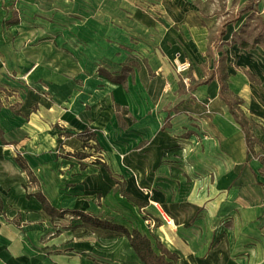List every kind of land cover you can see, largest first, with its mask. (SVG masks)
<instances>
[{"label": "crops", "instance_id": "1", "mask_svg": "<svg viewBox=\"0 0 264 264\" xmlns=\"http://www.w3.org/2000/svg\"><path fill=\"white\" fill-rule=\"evenodd\" d=\"M12 4L13 0H0V264H144L121 232L82 220L68 228L63 218L48 216L34 196H27L34 192L17 157L36 178V190L55 210L76 211L128 232L135 230L150 241L156 255L159 242L178 256V264H264V162L260 160L264 133L258 126L248 129L243 116L255 141L247 152L240 125L219 98L217 80L195 82L190 90L197 101L191 103L188 93L179 96L176 84L162 83L150 61L141 66L133 59L122 66L129 69L123 88L97 71L96 53L88 58L40 55L33 36L22 34L24 24L12 19ZM95 29L93 42L100 39ZM208 48L215 56H210L209 74L215 70V60L223 63L228 77L224 60L219 62L225 52L220 49L219 58L211 46L206 45V54ZM187 74L181 75L182 81ZM227 84L242 102L241 111L253 113L264 128V105L251 99L258 83H243L237 89L229 80ZM207 102L206 111L202 103ZM114 104L128 112L120 124ZM172 107L177 112L168 114ZM85 130L94 133L96 144L88 140L83 148L78 135ZM185 133L188 137L183 138ZM197 137L208 141L197 164L192 158V164H187L190 180L174 169V181L163 183L172 190L154 194L150 201L157 211L150 212L153 207L138 190L147 184L143 172L156 164L162 171L161 161L167 165L164 160L172 154L178 160L181 145L194 150L191 140ZM91 143L101 151L112 153L116 147L126 152L124 169L137 172L138 182L122 180L112 172L114 164L118 170L122 165L112 154L108 163L92 164V154L83 151L93 148ZM94 178L113 181L118 187L117 194L131 211L128 219L113 222L99 217L103 208L94 203ZM122 185L140 206L119 194ZM145 213L156 223L145 219ZM56 220L64 226L53 234ZM87 233L94 237L86 238Z\"/></svg>", "mask_w": 264, "mask_h": 264}, {"label": "rangeland", "instance_id": "2", "mask_svg": "<svg viewBox=\"0 0 264 264\" xmlns=\"http://www.w3.org/2000/svg\"><path fill=\"white\" fill-rule=\"evenodd\" d=\"M246 2L247 0H13L10 11L12 19L25 25L21 29L22 34L33 36V45L37 47L40 55L46 57L52 55L54 58L59 56L58 59L66 56L88 58L89 55L93 56L96 53L98 57L94 62L98 72L120 73L125 76L129 69L126 67L123 71L122 66H127L131 60L134 59L141 66L150 61L152 69L162 77L160 78L163 79L162 83L168 81L176 84L179 96L181 94L187 96L188 93L190 98L186 97L187 100L194 103L197 99L192 96L191 87L195 82L207 80L209 71L213 67V59L205 53L206 45L211 46L220 58V49L215 45L216 29L230 18L233 11L244 7ZM258 10L264 23V0H258ZM245 23L247 20L244 15L235 24L226 27V35L222 38L224 45L220 46L222 52H225L224 68L234 89L240 88L243 83H258L252 86L255 93L251 99L252 102L262 106L264 105V51L261 46L244 51L232 43L234 33L240 34L234 39L237 42L243 40L249 45L257 39L264 42L257 20L248 21L241 32ZM94 28L99 31L98 33L96 31V34L100 36L99 41L96 42H93ZM176 60H184L190 64L185 82L176 72ZM44 95L49 98L48 94ZM208 104V102L202 103L206 111ZM179 105L180 102L174 104L175 107ZM175 107L165 110L168 114H175L177 112ZM234 108L241 120L243 116L247 117L248 129L253 131L256 129L254 127L258 126L264 133L259 118L247 110L241 111L239 106ZM63 135L69 136L68 133ZM182 137H188V134L185 133ZM207 141L206 137L192 139L191 143L195 149H191L190 152L188 147L187 149L186 146L181 145V148L186 149V154L182 149V154L177 155L178 160L173 159V154L166 157L164 161L167 165L163 166L162 161L160 163L162 171L156 167V160L153 162L156 164L154 168L151 167V170L145 168L143 179L149 185L139 186L138 190L147 198V204L153 207L150 212L157 211L156 204L150 201L151 197L159 193V190H172L163 187V183L174 181L177 173L174 169L178 168L180 173L190 180L188 165L192 162L197 164L201 153L205 152ZM260 145H264V137ZM91 146L93 148H86L83 151L92 154L89 159L92 164L108 163L112 154L111 156L116 157L123 165L121 170H118L114 164L112 172L116 175L120 174L122 180L129 182L131 180L135 184L138 182L140 177L137 172L128 173L124 169L126 152L120 153L119 149L112 147L113 152L110 153V150L101 151L100 147L93 143ZM189 153H192L190 157ZM60 154L62 156V153ZM191 158L192 162H190ZM260 160L264 162V157ZM168 163L171 165L168 166ZM93 186L94 203L103 208V213L99 217L113 222L119 217L129 218L130 208L117 194L118 187L113 181L108 182L104 178L95 179ZM30 187L31 193L37 191L34 184ZM147 215L148 213L144 214L145 219L150 223H156ZM63 219L67 222L65 226L68 228L82 223L74 214H67ZM62 226L64 225L56 220L53 234ZM85 237L91 238L94 235L87 233ZM101 238L102 243L106 244L105 235Z\"/></svg>", "mask_w": 264, "mask_h": 264}, {"label": "trees", "instance_id": "3", "mask_svg": "<svg viewBox=\"0 0 264 264\" xmlns=\"http://www.w3.org/2000/svg\"><path fill=\"white\" fill-rule=\"evenodd\" d=\"M246 16L247 23L248 21L252 19H256L258 22V27L260 29V33L264 37V23L262 20V17L260 16L259 10H258V0H247L246 4L244 7L233 11L231 13V16L228 20H225L222 22L216 29V42L215 45L220 48L221 45H223V42H221L222 37L226 34V27L229 24H235L242 16ZM245 23L243 27L241 28V32L243 31L244 27L247 25ZM240 34H233V44L238 45L239 48L244 49V50H250L253 49L255 46H261V48L264 51V42H261L259 39L255 40L254 43L249 45L246 41H236L237 37H239ZM221 51V50H219ZM207 56H211L215 59L214 52L208 48L207 49ZM224 56L222 55L221 59L219 62H223ZM133 68H137V65L135 63L129 64ZM214 66L215 70L211 71L209 74V77L206 81L203 83H209L210 81L216 79L217 83L219 85V98L224 102V104L227 106L228 112L231 114V116L234 118V120L240 125L242 132L245 137L246 145H247V152H251V144L254 143L255 141L251 138L249 132L247 131L245 127V122L242 121L239 117V115L235 111V106H239L242 104V102L234 97L231 92L228 90V77L223 71V63L220 65L219 63L217 64L216 61L214 60ZM126 70V68H123ZM103 77H105L107 80L113 83L120 84L123 88L126 87V76L121 75L118 77H114L110 74H102L100 73ZM128 75H132V71H129ZM202 84V83H201ZM198 84V85H201ZM115 112L117 114V119L119 121V124L122 123V117L124 115H127L128 112L121 108L119 105L114 104L113 105ZM78 138L83 142V148H85V143L88 140H93L95 142V136L89 132L88 130H85L83 133L78 135ZM96 144V142H95ZM80 159L86 158L85 154H77ZM16 162L19 165V167L26 172L28 178H29V183L30 185H35L37 184V180L32 174V172L29 170V168L25 165L24 161L17 157ZM38 185V184H37ZM119 194L127 199L128 201L132 202L135 205L140 206L141 204L135 200L129 193L124 191V186L122 185ZM34 196L41 204L43 211L50 216L52 219L54 218H63L67 214H74L76 215L80 220L83 222H88L91 225L95 227H99L102 229H110V230H116L125 235L127 238L130 246L136 253V255L139 257V259L144 263V264H178V256L169 252L165 247H163L159 242H156V248L159 251V255H156L152 248L150 241L145 237L139 234L137 231L133 230L132 232H128L125 228L112 225L107 222H102L98 219L92 218L90 216H87L83 213L76 212V211H57L55 210L47 201V199L42 195L40 190H37L33 194H28L27 196Z\"/></svg>", "mask_w": 264, "mask_h": 264}, {"label": "built area", "instance_id": "4", "mask_svg": "<svg viewBox=\"0 0 264 264\" xmlns=\"http://www.w3.org/2000/svg\"><path fill=\"white\" fill-rule=\"evenodd\" d=\"M189 67H190V64L187 61H178V60L175 61L176 72L180 75L187 73L189 70ZM186 80H187L186 78L183 79L184 82ZM163 218L168 225L172 224V221L170 219H166L165 217Z\"/></svg>", "mask_w": 264, "mask_h": 264}]
</instances>
